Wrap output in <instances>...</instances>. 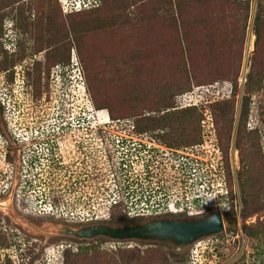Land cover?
<instances>
[{
	"label": "trees",
	"instance_id": "trees-1",
	"mask_svg": "<svg viewBox=\"0 0 264 264\" xmlns=\"http://www.w3.org/2000/svg\"><path fill=\"white\" fill-rule=\"evenodd\" d=\"M24 1L26 0H0V31L4 25L5 14L12 12ZM52 1L57 6L58 12L55 15L58 21L62 22L66 35L63 37L60 35L53 45L41 44V49L38 48L35 51L36 65L43 64L42 53L44 52L48 61L45 63L46 67L38 66L29 80L33 86L34 100L35 97L40 99L43 93L41 74L44 72L50 75L54 65L63 57L64 60H60L59 73L61 107L57 119L61 121L65 119L66 114H69V106L66 111L64 110L63 99L65 97L67 99L70 94L71 68L78 64L92 104L97 110L108 111L115 129L157 145L143 142L144 147L141 149L145 153L144 158L142 154L139 156L136 154L135 158L125 155L124 160L120 158L119 163L110 152L109 162L114 165L113 180L119 185V189L116 190L119 195L116 199L112 198L108 208L110 218L99 220L103 217L97 215L98 209H91V215L84 216L82 219L85 222L139 221L146 217L161 215L163 211H157L164 208H167L166 212H168L170 202L176 203L179 207L178 212L172 213L175 215H202L211 210V207L202 205L201 199L212 194L217 187L213 183L214 179L208 165L196 158V155L195 157L191 155L196 152L195 150L198 155L197 148L202 149L205 144L212 145L215 150L214 161L220 168V160L221 162L224 160L226 182L223 180L224 184L221 187L226 189L228 195L220 194L219 197L228 196L230 206L228 209L223 208L228 210V213H236L235 177L228 157L234 131V112L230 110L227 116H223V128H220L218 118L214 117L218 135L215 145V143L207 142L209 138L205 140V143L202 139V124L205 120L210 124L214 123L213 118L210 115L208 118H203L201 114L197 115V111H201L204 104H214L219 99L220 81L231 83L232 94L239 90L238 79L243 66L245 39L250 19V1L208 0L202 15L206 14L208 9L211 13L204 15L206 18L204 22L194 25V29L198 31L194 35L191 28L184 26L186 25L184 20L187 17L190 19L191 15L197 16L194 14V7L191 8L194 13L189 9L185 11V15L180 13L179 21L173 18V8L164 5L166 2L155 1L151 7H144L139 4L140 0H131L124 7L138 3L136 13H141L143 16L121 21L116 14L122 9L124 0ZM45 2L50 1L39 0L42 5ZM139 8L142 9L139 10ZM188 11L191 14H188ZM191 24H194L193 20L190 21ZM253 32L255 34L254 50L243 85V108L237 126L236 146L240 149L241 160V169L237 172L243 202L241 228L248 238L256 240L264 237V225L259 228L247 224L244 220L252 213L264 209V180L262 182L263 178L260 179L264 161L262 165L254 163L257 157L264 158V150L259 143H255L248 149L250 137L246 133L251 97L264 87V7L262 4H258L254 16ZM56 43H62L63 48L56 47ZM11 44L14 43L11 42ZM17 45V48L20 47L23 51L25 43L19 41ZM72 49L75 50L79 61L73 66H71ZM62 50L63 53L59 58L58 55ZM178 95L180 100L186 101L183 107L176 106L175 98ZM182 96L185 99L181 98ZM58 128V133L66 130L64 124L61 127L59 125ZM209 133L208 131L207 134ZM95 135L98 139L104 140L105 144L107 143L108 134L105 130L100 129ZM122 141H124L123 138ZM108 149H110L109 143L106 145L107 152ZM82 150L83 148L79 151ZM220 153L223 157L218 158L221 156ZM26 154L27 152L24 151L23 156L26 157ZM7 159L12 161L11 155ZM127 159L132 161L129 162L130 165L134 164L131 167H135L133 172L130 170L134 176L131 191L124 184L122 186L120 175L122 168L130 167L128 163H125ZM118 164L120 167L117 166ZM76 166V172L69 174L70 192L73 193L74 198L80 195L76 200L83 202L75 201L77 205L74 202L65 203L62 197L52 195L51 204L56 209L58 207L61 209L60 207L66 204L67 207L64 208L68 212L71 211L69 207L71 204L77 214L78 205H83L87 201L89 206H94V198L89 199L86 195L84 173L77 171ZM158 171L165 175V180L162 176L153 181ZM91 195L90 193L89 196ZM22 200L21 196L20 203ZM128 200L134 203L130 205L131 209L128 206ZM133 210L136 212L131 214ZM78 214L80 216V213ZM14 236L19 238L17 234ZM217 238L215 246L219 257L223 256L228 246L233 248L236 246L235 241L228 244L229 242L222 234ZM20 240L15 239L14 246H18L21 256L23 253L25 256L30 255L34 248ZM66 240L72 241L68 238ZM98 240L107 239L99 238L94 241ZM94 241H74V243L81 245ZM116 242L118 245L116 251L107 254L96 249L90 251L88 247L83 250L74 248L73 242L67 241L62 246L56 247L57 254L53 262L48 263L46 259H43L39 264H173L168 261L167 252L162 249L155 250L152 244L130 245V241ZM2 245L9 246L5 233H0V246ZM250 246L255 254H264V249L261 251L256 249L257 244L252 243ZM172 254L178 258H184L181 252L172 250ZM239 259L240 264H245V252ZM34 262L35 260L32 259L27 264H38ZM183 264H191L189 252Z\"/></svg>",
	"mask_w": 264,
	"mask_h": 264
},
{
	"label": "rangeland",
	"instance_id": "rangeland-1",
	"mask_svg": "<svg viewBox=\"0 0 264 264\" xmlns=\"http://www.w3.org/2000/svg\"><path fill=\"white\" fill-rule=\"evenodd\" d=\"M47 1L50 2H45L43 5L39 3V0H26L23 4H18L12 12L5 14L4 25L0 31V233H5L9 241V246H0V264H27L32 259L35 260L34 263L38 264L43 259L51 263L57 254L56 247L62 246L67 241L68 243L73 242L74 248H81L83 250L85 247H88L90 251L96 249L107 254L114 253L118 248L116 241L108 239L94 241V239V242L82 243L80 245L74 243V241L85 240L61 236L34 235L30 234L29 229L32 226L39 227L46 221H62L70 224L86 223L82 218L88 216L91 209H98L97 215L103 217L99 220L109 219L110 211L108 208L110 202L112 198L116 199L119 195L116 192L119 189V185L113 180L112 168L114 165H111L109 162V153H112L118 163L121 160L120 158L124 160L128 150L133 154V157L136 154L137 156L142 154L143 158L145 156L144 151L138 145L136 148L134 147L133 144L138 143L137 140H134L136 138H131L127 133L123 134V132L115 129L107 110H97L94 107L85 89L81 69L78 64L76 67L71 68L70 94L69 97L67 96V99L66 97L63 99V104H65L64 110L66 111L67 106H69V114H66L65 119L61 120L63 122L57 119L61 107L59 73L61 69L60 60L63 59L60 56L63 50L58 55L60 58L59 62L54 65L50 71V75L44 72L41 74L43 93L40 99L35 97L34 100L33 86H31V81L29 82V80L36 72L37 67H46L45 63L48 61L47 55L44 52L42 53L43 64L36 65L35 56L37 54L35 51L38 48L41 49V44L50 43L53 45L60 35L61 37L66 35L62 22H59L57 15H55L58 12L57 6L52 0ZM124 1L123 7L131 0ZM155 1L166 2L164 5H169L170 8H173V18L175 17L179 21L180 13L185 15L186 10L192 11L191 8L194 7L195 13L192 12L197 14V16L193 17L191 15L192 18H190L194 21V24L190 25L191 20L189 17L184 20L186 23L184 26L191 28L193 35L196 32L198 33L194 29V25L196 26L204 22L206 19L204 15L211 13V10L208 9L207 13L202 15L208 0H140L139 4L144 7H151ZM249 1L250 19L245 39L243 66L238 79L239 90L232 94L231 83L229 81H220L219 99L214 104H204L200 109L201 111H197V115L201 114L203 118H208V115L213 118L214 123L210 124L206 120L207 123H204L205 125L202 124V139L205 143V140L209 138L207 142L215 143V145L218 140L215 118H218L220 128H223V116H227L230 110L234 112V131L231 137L228 157L235 177L234 202L236 213L231 214L239 217V225L237 227L228 226L222 235H224V239L227 242L229 241L228 244L235 241L236 246L234 248L233 246H228L227 251L223 252V256L219 257L215 249V241L218 239L217 236L220 235L218 234L203 238L188 249L177 251L184 254V258H178L173 256L172 250H176L170 245L157 242L130 241V245L136 243L152 244L155 250L162 249V251L167 252L168 261L173 264L185 263L188 252L191 257V264H240L239 258L243 254L241 242L244 241V238L247 239L250 245L252 243L257 244V250L261 251L264 249V237L251 240L244 234L241 228L243 224L241 213L243 202L237 181V172L241 169V160L240 149L236 146V140L239 116L243 108V85L249 71L251 56L254 50V16L258 9V4H262L264 7V0ZM137 5L138 3H134L124 8L122 7L116 16L121 21L130 20L134 17L141 18L143 14L136 13ZM161 8L165 9L163 6ZM141 9L139 8V10ZM190 11H188V14H191ZM19 41L25 43L23 51L20 47L17 48V42ZM11 42L16 43V45L11 44ZM62 45V43H56L55 46L63 48ZM78 62L76 52L72 49L71 66ZM130 62L133 61L130 60ZM179 97L180 95L175 98L176 106L183 107L186 101L180 100ZM181 98L185 99L184 96ZM67 121L70 122L67 123ZM63 124L66 130L58 133V126L60 125L61 127ZM247 127L246 134L250 137V139L246 137L249 142L248 149L252 145H255V143H259L264 150V87L251 97ZM100 129L105 130L108 134L106 144L104 140L103 142L102 139H98L97 135H95ZM208 131L210 132L209 134H207ZM118 138H123L124 141ZM128 139H131V141ZM108 143L110 149L107 152L106 145ZM82 148L83 150L79 151ZM197 149L199 151L198 155L195 149L196 152L191 153V155H196V158L203 160L208 165L210 174L214 179L213 183L217 187L216 190L219 189L224 184L223 180L226 182L224 160L223 162L220 160V168L214 161L215 150L211 144H205L202 147L203 150L199 147ZM24 151L27 152L26 157L23 156ZM200 153L201 155H199ZM220 154L221 156H218V158L223 157L222 153ZM9 155H11L12 161L7 159ZM263 161L264 158L257 157L254 163L262 165ZM129 162L132 161L127 159L125 163L129 164ZM75 165H77V171H82L85 174H83V177L86 183V195L89 199L94 198V206H89V203H86L87 201L85 202L86 204L78 205L79 207L76 209L77 214L74 212L71 204H69L70 212L64 208L67 207L66 204L60 207L63 211L59 207V210L56 209L51 204L52 195L62 197L65 203L74 202L76 204L77 202H83L76 200L80 195L74 198L73 193L70 192L71 183L69 174L76 172ZM132 165L134 164H129L128 166L130 167L125 168L133 172V168L135 167H131ZM117 166L120 167L119 164ZM261 175L260 179L263 178L261 180L263 182L264 169ZM122 177L125 180L124 182L122 181V186L124 184L131 191L133 188L132 182L134 183V181H131L130 178L134 176L132 174L129 176L128 174V176ZM157 178L165 180V175H162L158 171L153 181L158 180ZM221 191L226 194L225 190L219 189L215 193L204 196L201 199L202 205L211 207V210L219 208L222 212L228 213V210H225L223 207L229 208V197H219L220 194L218 192ZM85 193L82 194L84 195ZM90 193L92 194L91 196H89ZM21 196L23 198L22 203L19 201ZM130 201H127L128 206H130ZM166 209L160 210L163 212L159 216H184L172 214L170 211L166 212ZM78 213H80V216ZM244 221L249 225L262 227L264 225V209L252 213ZM14 234H17L19 238L15 237ZM237 235L240 237L235 240ZM67 238L72 239V241L66 240ZM15 239L19 241L22 239L27 245H32V248H34L33 252L28 256H25L24 253L21 256L19 249H17L18 246H14ZM18 244H21V242H18Z\"/></svg>",
	"mask_w": 264,
	"mask_h": 264
},
{
	"label": "water",
	"instance_id": "water-1",
	"mask_svg": "<svg viewBox=\"0 0 264 264\" xmlns=\"http://www.w3.org/2000/svg\"><path fill=\"white\" fill-rule=\"evenodd\" d=\"M239 217L219 208L202 215L150 216L139 221L111 223L90 221L80 224L46 221L32 226L30 234L61 236L78 240L105 238L111 241L157 242L172 246L176 251L188 249L197 241L222 234L228 226L237 227ZM264 264V254L260 263Z\"/></svg>",
	"mask_w": 264,
	"mask_h": 264
},
{
	"label": "built area",
	"instance_id": "built-area-1",
	"mask_svg": "<svg viewBox=\"0 0 264 264\" xmlns=\"http://www.w3.org/2000/svg\"><path fill=\"white\" fill-rule=\"evenodd\" d=\"M204 123H207V121L205 120L204 121ZM205 125V124H204ZM131 138H135V137H131ZM118 139H121L122 140V138H118ZM129 141H131V139H128ZM134 140H137L138 141V143L137 144H133L134 145V147L136 148V146L138 145L139 146V148H143L144 146H143V142H145V143H148L149 145H156V144H154L153 142H147V141H144V140H141V139H139V138H136V139H134ZM141 142V145H140V142ZM157 146V145H156ZM126 156H132L133 157V154L130 152V150L129 151H127L126 152V154H125ZM135 158V157H134ZM219 189H222V190H225L226 191V189H224V187H220ZM219 189H217L218 191H219ZM216 190V191H217ZM216 191H214L213 193H215ZM223 191H221V192H218L219 194H224V193H222ZM226 193H227V191H226ZM134 200V198L132 199V201ZM132 201H130V205L133 203ZM138 207V206H137ZM168 210L170 211V212H172V213H176V212H178L179 211V207H177V205H176V203H174V202H170L169 204H168ZM132 213L131 214H133L134 212H136V210H133V211H131ZM157 212H161L160 210L159 211H157ZM90 215V214H89ZM84 219V218H83ZM240 236H236V238H235V240L237 239V238H239ZM229 242V241H228ZM241 248H242V251L243 252H245V259H244V263L245 264H259L260 263V256L258 255V254H255L254 252H253V249H252V247L249 245V243H248V241H247V239H245L244 238V241H242L241 242ZM215 249H216V246H215Z\"/></svg>",
	"mask_w": 264,
	"mask_h": 264
},
{
	"label": "flooded vegetation",
	"instance_id": "flooded-vegetation-1",
	"mask_svg": "<svg viewBox=\"0 0 264 264\" xmlns=\"http://www.w3.org/2000/svg\"><path fill=\"white\" fill-rule=\"evenodd\" d=\"M124 134V133H123ZM129 136V135H128ZM130 137H132V136H130ZM121 174H123L122 176H128V174H129V176L132 174V172L129 170V169H121V171H120V175ZM121 176V179H122V181L124 182L125 180H124V178ZM130 180H133V178L131 177L130 178Z\"/></svg>",
	"mask_w": 264,
	"mask_h": 264
}]
</instances>
